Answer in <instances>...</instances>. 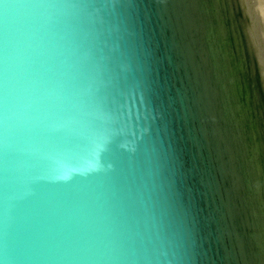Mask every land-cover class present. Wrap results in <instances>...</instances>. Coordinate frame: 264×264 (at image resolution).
Segmentation results:
<instances>
[{
    "label": "water",
    "instance_id": "95a60500",
    "mask_svg": "<svg viewBox=\"0 0 264 264\" xmlns=\"http://www.w3.org/2000/svg\"><path fill=\"white\" fill-rule=\"evenodd\" d=\"M0 264H264V0H0Z\"/></svg>",
    "mask_w": 264,
    "mask_h": 264
}]
</instances>
